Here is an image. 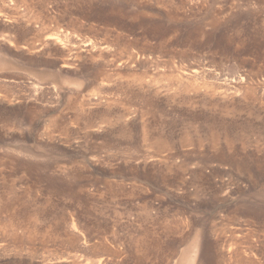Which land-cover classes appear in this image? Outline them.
Here are the masks:
<instances>
[{
    "label": "rangeland",
    "instance_id": "374dc122",
    "mask_svg": "<svg viewBox=\"0 0 264 264\" xmlns=\"http://www.w3.org/2000/svg\"><path fill=\"white\" fill-rule=\"evenodd\" d=\"M0 264H264V0H0Z\"/></svg>",
    "mask_w": 264,
    "mask_h": 264
},
{
    "label": "bare ground",
    "instance_id": "6f19581e",
    "mask_svg": "<svg viewBox=\"0 0 264 264\" xmlns=\"http://www.w3.org/2000/svg\"><path fill=\"white\" fill-rule=\"evenodd\" d=\"M186 87V86H185ZM187 88V87H186Z\"/></svg>",
    "mask_w": 264,
    "mask_h": 264
}]
</instances>
